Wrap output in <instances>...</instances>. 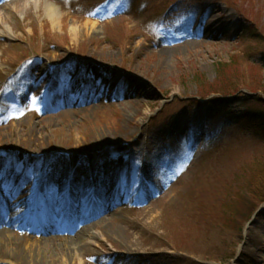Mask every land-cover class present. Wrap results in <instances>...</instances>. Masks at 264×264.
<instances>
[{"label":"rangeland","instance_id":"1","mask_svg":"<svg viewBox=\"0 0 264 264\" xmlns=\"http://www.w3.org/2000/svg\"><path fill=\"white\" fill-rule=\"evenodd\" d=\"M220 61L229 62L226 93L206 97L200 87ZM70 87L74 99H93L61 102ZM256 97L264 100V0H0V204L17 209L10 238L34 253L66 227L63 218L28 228L21 212L40 216L53 183L40 174L72 171L59 163L74 155L82 174L112 176L121 196L82 239L91 243L77 264H264V199L241 230L225 209L247 178L264 183V132L241 118ZM211 98L224 101L216 118ZM54 252L44 261L65 264Z\"/></svg>","mask_w":264,"mask_h":264},{"label":"bare ground","instance_id":"2","mask_svg":"<svg viewBox=\"0 0 264 264\" xmlns=\"http://www.w3.org/2000/svg\"><path fill=\"white\" fill-rule=\"evenodd\" d=\"M46 13L56 22L55 19L58 15V10L55 4L47 2ZM89 23L91 28L95 29L97 21H91ZM71 29L74 33L75 27L72 26ZM72 94L73 88L70 87L62 96L63 100L60 98L58 99H60L61 102H71L73 100L75 104L93 99V97H90L87 92L82 98L79 93H77L75 99ZM57 105L58 104L56 103L55 106ZM74 115L73 119H77L80 116L79 114ZM98 138L102 139L103 136H99ZM75 160L76 156L71 155L69 158L62 161L63 163H59L70 164L72 171H69L68 173L61 170L60 167L50 168L49 165L46 170L40 174L41 181L50 180L53 182L45 188V196L43 199L51 206H43V208L47 210V212L44 211V215H46L48 219L51 218V221L54 220L55 216L60 223L58 216L62 214L63 210L67 209L72 217V225L73 227H76L75 230H72L73 227L70 226L72 227L71 235L66 236L65 234H60V232H63L65 229H55L52 234L50 233L51 236H54V239H45L42 243H37V245L39 244L43 247V250L41 249L38 252L33 253L31 249L26 250L20 248L15 241L10 238L9 228L13 224L10 216L6 221L0 220V260L3 263L28 264L26 262L27 260L30 261L29 264H56L52 262L51 258H49L48 261H44V258L46 257L44 252L47 253V251H52L53 249L58 250L59 252H54L50 257L60 254L62 255L63 263L68 264L70 262V264H77L78 254L80 255V252H84V245L91 243V241H88V243L82 241V239L87 237V233L89 234L104 223L107 215H109L108 213L114 211L113 208H118V204L120 203V192L116 190L115 186H113V177L108 174H103L100 178H90L88 175L86 176L82 174L83 168H77V161ZM16 183L18 185L20 184L17 181L13 183V185ZM58 187H60V191H57ZM75 193L79 195L77 196ZM80 194H83V196H80ZM92 197H96V199L94 200V204H92V208L88 210L90 208ZM72 203H75L80 208L79 213L76 209L74 210L70 208ZM14 206L15 205L9 203L7 208H4L3 210L9 211V215H12L17 211L16 208L14 209ZM29 211L30 210L28 209L25 210L26 213H29ZM99 214H101V216H99L98 219L91 220ZM25 215L26 214L21 213V217H24ZM42 218L44 219V216H42ZM42 218L35 216L30 220V224L35 223L36 226L42 227L46 224L45 222L40 221ZM39 238L40 237L34 238L33 240L35 241ZM78 240L81 241L78 242ZM22 257H25L26 260L24 259L22 261ZM47 259L48 257H46V260Z\"/></svg>","mask_w":264,"mask_h":264},{"label":"trees","instance_id":"3","mask_svg":"<svg viewBox=\"0 0 264 264\" xmlns=\"http://www.w3.org/2000/svg\"><path fill=\"white\" fill-rule=\"evenodd\" d=\"M227 63L229 62L220 61L215 64L217 78L212 81L209 86L205 87L204 85H201L200 89L203 92V95L205 94L207 97L210 94L224 95L226 93L225 89L227 79H225L224 70ZM196 79L201 84L202 82H205L200 76L199 79L198 77ZM207 88H209V90H207ZM220 102L224 103V101L219 98H211L209 100V107L210 109H213V111L211 110L210 112L212 118H216L218 116V112L215 110V107ZM244 104L246 105V109L241 115L243 122H245L248 126L255 128L256 130L258 129L264 132V100H262L261 97H256L255 101H246ZM231 195H233L235 199H230L225 209L232 210V225L234 226L236 223H239L238 227L241 230L243 224L249 220L252 212L264 199V183H259L258 179L251 177L247 178L245 182V191L242 193L236 190Z\"/></svg>","mask_w":264,"mask_h":264},{"label":"snow or ice","instance_id":"4","mask_svg":"<svg viewBox=\"0 0 264 264\" xmlns=\"http://www.w3.org/2000/svg\"><path fill=\"white\" fill-rule=\"evenodd\" d=\"M204 23H207V17H205L204 18V21H203ZM3 160V157H0V161H2Z\"/></svg>","mask_w":264,"mask_h":264}]
</instances>
